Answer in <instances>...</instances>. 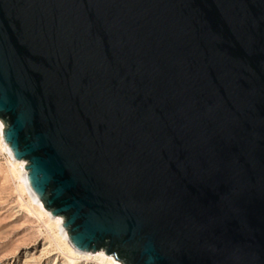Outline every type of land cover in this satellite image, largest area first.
Listing matches in <instances>:
<instances>
[{
	"label": "water",
	"instance_id": "95a60500",
	"mask_svg": "<svg viewBox=\"0 0 264 264\" xmlns=\"http://www.w3.org/2000/svg\"><path fill=\"white\" fill-rule=\"evenodd\" d=\"M0 120L77 249L264 264V0H0Z\"/></svg>",
	"mask_w": 264,
	"mask_h": 264
},
{
	"label": "bare ground",
	"instance_id": "6f19581e",
	"mask_svg": "<svg viewBox=\"0 0 264 264\" xmlns=\"http://www.w3.org/2000/svg\"><path fill=\"white\" fill-rule=\"evenodd\" d=\"M0 152L8 155L7 163L10 173L18 181L17 191L24 202L21 209L37 217L46 225L47 235L38 254L25 255L22 264H121L112 255L104 251H82L77 249L70 240L64 226V218L55 216L47 210L40 196L31 187L27 161L15 159L9 144L4 137V123L0 120ZM26 195L28 200H23ZM44 225V226H45ZM39 250V249H38ZM54 253L50 255L51 253ZM29 254V253H27ZM47 256V258L44 257ZM23 259V258H22Z\"/></svg>",
	"mask_w": 264,
	"mask_h": 264
},
{
	"label": "rangeland",
	"instance_id": "374dc122",
	"mask_svg": "<svg viewBox=\"0 0 264 264\" xmlns=\"http://www.w3.org/2000/svg\"><path fill=\"white\" fill-rule=\"evenodd\" d=\"M7 159L8 155L0 152V264H22L25 255L38 254L47 229L43 220L21 209L24 202L17 191L18 181L10 173ZM22 198L28 200L26 195Z\"/></svg>",
	"mask_w": 264,
	"mask_h": 264
}]
</instances>
